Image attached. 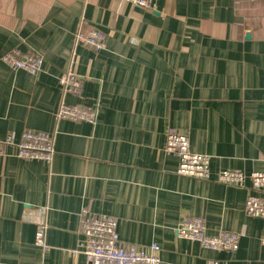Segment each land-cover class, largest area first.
Instances as JSON below:
<instances>
[{
    "label": "crops",
    "instance_id": "1",
    "mask_svg": "<svg viewBox=\"0 0 264 264\" xmlns=\"http://www.w3.org/2000/svg\"><path fill=\"white\" fill-rule=\"evenodd\" d=\"M78 28L103 30V47L76 44ZM14 48L41 54L42 69L4 63ZM67 69L81 85L64 101L97 108L95 122L55 120ZM168 127L212 170H264V0H0V138L55 133L50 163L0 155V264H85L83 207L115 217L122 242L159 244L161 264H264V221L244 211L249 179L177 174ZM187 215L208 234L242 231L237 249L178 236Z\"/></svg>",
    "mask_w": 264,
    "mask_h": 264
},
{
    "label": "built area",
    "instance_id": "2",
    "mask_svg": "<svg viewBox=\"0 0 264 264\" xmlns=\"http://www.w3.org/2000/svg\"><path fill=\"white\" fill-rule=\"evenodd\" d=\"M142 8H152L153 0H125ZM104 32L93 28L84 33L78 28L74 34L76 44H85L98 50L104 45ZM1 60L13 69H25L37 73L42 69L43 57L34 50L21 51L10 49L1 56ZM62 99L55 111V120L70 119L76 121L95 122L97 108L83 104L66 103V94L78 92L81 79L67 69L58 76ZM55 133L37 129H26L15 139L11 132L0 138V155H14L23 159H37L50 163L55 153ZM163 150L174 154L178 159L175 172L180 175L201 179L214 178L225 183L241 185L245 179L250 181V192L244 201V211L247 215L264 221V170L245 173L238 169L212 170L210 156L195 152L189 148V138L185 132H179L168 127L165 132ZM45 210V207H43ZM117 220L108 214H93L83 207L80 212L79 231L83 238L80 251L85 264H161V246L152 242L146 246L122 242L117 232ZM47 224L41 220L35 229L34 242L45 248V233ZM177 235L196 241L210 250L234 251L238 247L243 232L238 230H219L208 234L204 219L200 216H184L176 227ZM259 242L264 245V228L259 236ZM204 264H222L215 257L208 258Z\"/></svg>",
    "mask_w": 264,
    "mask_h": 264
},
{
    "label": "rangeland",
    "instance_id": "3",
    "mask_svg": "<svg viewBox=\"0 0 264 264\" xmlns=\"http://www.w3.org/2000/svg\"><path fill=\"white\" fill-rule=\"evenodd\" d=\"M176 234H177V232H176Z\"/></svg>",
    "mask_w": 264,
    "mask_h": 264
}]
</instances>
